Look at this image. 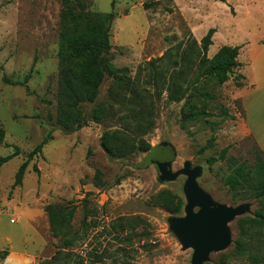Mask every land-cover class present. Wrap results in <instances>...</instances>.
Instances as JSON below:
<instances>
[{
  "label": "rangeland",
  "instance_id": "rangeland-1",
  "mask_svg": "<svg viewBox=\"0 0 264 264\" xmlns=\"http://www.w3.org/2000/svg\"><path fill=\"white\" fill-rule=\"evenodd\" d=\"M88 1L94 12H115L112 62L128 69L155 103V127L145 137L152 149L117 158L102 148V135L119 129L115 121L91 119L95 106L108 95L109 77L97 103L83 109L86 124L64 132L57 123L63 0H0V127L7 144L0 146V157L12 154L14 146L20 149L0 167V264H6L11 246L28 253L31 264L56 256L61 240L52 235L46 206L68 203L76 207L72 236L77 240L61 249L55 264H191L193 248L185 247L173 225L186 217L188 176L178 173L187 167L199 169L196 180L209 207H247L226 224L230 243L213 251L205 264H253L247 253H239L237 243L244 240L241 224L255 218L262 204L248 190L227 184L241 165L254 170L259 149L253 138L238 134L243 108L236 92L243 79L218 84L206 75L196 52L211 29L215 33L209 59L223 46L245 41L247 28L263 33L264 15L245 0H116L114 10L112 0ZM188 56L193 69L184 77V87L191 95L182 102L170 101L164 83L174 70L186 71L182 65ZM246 58L245 52L239 57ZM45 140L22 184L14 186L20 166ZM211 157L218 161L210 164ZM164 159L178 174L175 178L163 175ZM162 192L182 200L180 212L157 204ZM126 217L146 221L134 237L118 231ZM259 239L264 240V227L252 239L254 246Z\"/></svg>",
  "mask_w": 264,
  "mask_h": 264
},
{
  "label": "trees",
  "instance_id": "trees-1",
  "mask_svg": "<svg viewBox=\"0 0 264 264\" xmlns=\"http://www.w3.org/2000/svg\"><path fill=\"white\" fill-rule=\"evenodd\" d=\"M115 5L116 0H112L113 10ZM115 16L114 11L102 13L90 10L88 0H63L58 52L60 88L57 123L66 133L81 129L86 124L82 118L84 107L97 103L100 88L109 77L112 81L108 88V95L105 100L95 106L91 119L95 122L115 121L117 123L118 130H108L102 135L101 146L111 157L126 158L137 150L148 152L152 149L151 146H146L145 137L155 127L153 115L155 103L150 98V92L142 89L140 83L128 75V69L116 68L112 62L110 29ZM214 33L215 30L211 29L201 40L199 51L196 52L200 66L204 67L206 75L216 79L220 85L233 77L238 80L244 79L242 74H235V70L241 67L238 61L240 46H223L212 59L208 58ZM193 43L196 47L198 46L196 40ZM175 65L178 66L179 63L176 62ZM186 65L185 72L174 70L168 78V83H164L170 101L182 102L191 95L188 94V88L184 87V77L193 69L190 56L183 61L182 66ZM29 78L30 74L26 76L25 82ZM242 85L243 83L238 84L240 87ZM224 115L227 116L228 112L225 111ZM5 138V130L0 127V146L7 145ZM46 144L47 140L40 143L29 154L28 159L20 166L16 174L14 186L22 184L30 162L42 153ZM208 146H212V139ZM14 149L12 154L0 157V167L20 154L18 147L14 146ZM227 151L228 147L222 150L221 158ZM208 161L214 164L218 159L211 157ZM161 169L163 175L167 176V171L169 172L170 169L166 159L163 160ZM235 171L227 178V184L233 188L240 187V189L248 190L251 196L262 204L255 218L246 219L241 224V237L244 240L238 241L237 250L239 253H247L253 260V264H264V240L259 239L256 246L252 241L254 236H260L264 227V151L258 149L254 170L246 171L241 165ZM157 199V204L167 211L178 213L182 209L183 202L180 198L177 200H175L176 197L166 198L162 192ZM46 212L52 235L61 240V245L56 256L50 261H41L39 264H55L62 255L61 249L73 247L77 240L72 236V233L76 234L73 232L76 207L71 203L49 204L46 206ZM119 223L121 224L118 226L119 232L131 234V237H134L133 233L146 221L141 217H126ZM224 264L228 263L224 262Z\"/></svg>",
  "mask_w": 264,
  "mask_h": 264
},
{
  "label": "water",
  "instance_id": "water-1",
  "mask_svg": "<svg viewBox=\"0 0 264 264\" xmlns=\"http://www.w3.org/2000/svg\"><path fill=\"white\" fill-rule=\"evenodd\" d=\"M178 174L188 176L185 185L187 204L186 217L173 222L174 227L183 236L185 247L193 248L191 264H205L213 251L225 248L230 243L226 224L247 210L246 206L236 208L219 206L209 207L208 201L197 183L199 169L189 167ZM178 174L167 171V178L173 179ZM196 208H200L196 211Z\"/></svg>",
  "mask_w": 264,
  "mask_h": 264
},
{
  "label": "crops",
  "instance_id": "crops-1",
  "mask_svg": "<svg viewBox=\"0 0 264 264\" xmlns=\"http://www.w3.org/2000/svg\"><path fill=\"white\" fill-rule=\"evenodd\" d=\"M247 4L254 6L258 12L264 15V0H245ZM263 33L246 29L245 41L235 43L233 46H240V54L247 53L245 61L241 63L239 74L244 76L243 85L236 92L240 99L243 116L239 121L238 134L253 138L259 148L264 151V22L261 28ZM12 248L6 264H31L32 258L28 253Z\"/></svg>",
  "mask_w": 264,
  "mask_h": 264
}]
</instances>
